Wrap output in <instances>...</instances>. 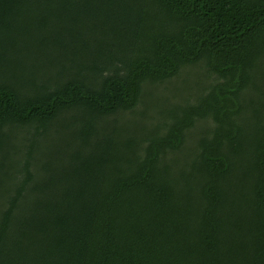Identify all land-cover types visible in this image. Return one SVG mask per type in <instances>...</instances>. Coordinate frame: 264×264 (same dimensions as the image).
<instances>
[{
  "label": "trees",
  "instance_id": "trees-1",
  "mask_svg": "<svg viewBox=\"0 0 264 264\" xmlns=\"http://www.w3.org/2000/svg\"><path fill=\"white\" fill-rule=\"evenodd\" d=\"M0 264H264V0H0Z\"/></svg>",
  "mask_w": 264,
  "mask_h": 264
},
{
  "label": "rangeland",
  "instance_id": "rangeland-1",
  "mask_svg": "<svg viewBox=\"0 0 264 264\" xmlns=\"http://www.w3.org/2000/svg\"><path fill=\"white\" fill-rule=\"evenodd\" d=\"M187 70H189L190 72L195 71L196 75L199 74V76L202 78L203 85H205V86H207L208 84H211V82L214 80L213 77L211 79H209L208 76H206V74L204 73L205 70L203 69L202 65H199V67H197V68H189ZM196 75H193L190 79H185L183 75H180L179 77L174 78L171 81L172 86L168 85V83L164 84V87L157 90L156 94L154 93L155 98L158 99L159 97L164 96V97L168 98L170 100V102H172V103H177V102L182 101L183 99H186V98L190 99L191 98L190 92L187 90H183V89L186 87L188 89H192V88L195 89V87H198V84H196L197 80H198ZM173 85H175V87H173ZM194 93H196V91ZM161 99H163L162 103L166 102V99H164V98H161ZM160 117L161 116H160L159 111L157 109L149 110V111H147L145 122H146V124L150 125L152 123H156V122L161 121Z\"/></svg>",
  "mask_w": 264,
  "mask_h": 264
}]
</instances>
